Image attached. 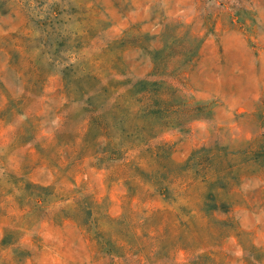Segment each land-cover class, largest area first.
<instances>
[{"label":"rangeland","instance_id":"obj_1","mask_svg":"<svg viewBox=\"0 0 264 264\" xmlns=\"http://www.w3.org/2000/svg\"><path fill=\"white\" fill-rule=\"evenodd\" d=\"M181 87L203 119L161 161L106 162L143 119L83 137L84 106ZM0 264H264V0H0Z\"/></svg>","mask_w":264,"mask_h":264},{"label":"trees","instance_id":"obj_2","mask_svg":"<svg viewBox=\"0 0 264 264\" xmlns=\"http://www.w3.org/2000/svg\"><path fill=\"white\" fill-rule=\"evenodd\" d=\"M128 88L130 87H126V90L123 89V91L125 90V93H129ZM182 92L185 94L187 93L186 89L182 87L180 90L174 91V93L179 94L184 100L181 101L182 103L172 105L165 104V102L162 103V99L165 100V98H168L166 101L170 100L168 93L155 90L149 91L147 88H141L140 91H137L134 94V96H142L144 101L140 105L133 104V106L124 105V103L122 104L120 102H114L113 99L115 95L113 92L111 94L112 96H108V100L105 99L104 101H99L100 103L96 104V108L93 107V105L83 107L85 111L84 122L86 127L83 137L86 139L90 138L95 143L98 136L102 137L104 135L106 137V134L110 130L117 129V125H119L120 122L127 121L129 126H132L134 124L131 120L132 118L135 117L134 119H143L144 121L146 120L145 123L147 126L143 130H139V133L142 135V139L139 140V143L131 146L127 145L126 147L121 146L117 149L106 152V155L110 154V158L106 160V162L111 166H116L118 164L125 166L127 163L134 164V154L136 149L141 146L146 148L145 151L154 149L155 153L151 156V158L153 157V159L161 161L162 158H166L169 155V153H166L164 150L168 144L164 140L163 135L167 132H170L171 134H181L185 132L184 128L186 126L203 119V117H197L194 115L196 108L195 106L190 105L193 100L189 99L184 94H180ZM115 94H117V92ZM120 96L121 95H118L117 98H120ZM154 98H156V100H154ZM131 102L132 101H130V103ZM173 109H175V111H171ZM129 117H131L130 120H128ZM172 117L175 121L169 122L168 120ZM186 122L187 125H183ZM153 130H155V133L157 131L159 134L161 133V136L154 135ZM109 139V137H106V140ZM134 141L136 142V139ZM242 164H245V162L241 163L239 166L225 164L220 168L223 170L225 167V169L227 168L226 170H232L234 168L241 167ZM137 168H139V166H137ZM125 184L127 185V181ZM33 199L36 206L35 209L47 211L51 214V217L49 218L54 221L63 222L73 219V217L67 213L68 211H66V209L71 206H75L79 209L83 216H90L92 214V211L88 210V208H81L79 202L73 198L70 200H58L55 198L46 204L43 203L41 195H34ZM83 226H85V224H83Z\"/></svg>","mask_w":264,"mask_h":264}]
</instances>
